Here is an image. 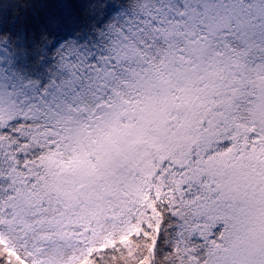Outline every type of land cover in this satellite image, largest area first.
Instances as JSON below:
<instances>
[{"label": "snow or ice", "instance_id": "1", "mask_svg": "<svg viewBox=\"0 0 264 264\" xmlns=\"http://www.w3.org/2000/svg\"><path fill=\"white\" fill-rule=\"evenodd\" d=\"M0 264H264V0H0Z\"/></svg>", "mask_w": 264, "mask_h": 264}]
</instances>
